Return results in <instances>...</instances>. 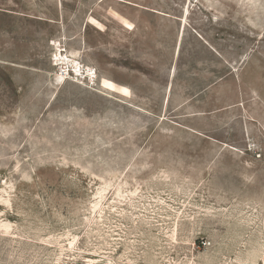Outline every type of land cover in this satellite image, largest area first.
<instances>
[{
  "label": "rangeland",
  "instance_id": "374dc122",
  "mask_svg": "<svg viewBox=\"0 0 264 264\" xmlns=\"http://www.w3.org/2000/svg\"><path fill=\"white\" fill-rule=\"evenodd\" d=\"M0 264H264V0H0Z\"/></svg>",
  "mask_w": 264,
  "mask_h": 264
},
{
  "label": "bare ground",
  "instance_id": "6f19581e",
  "mask_svg": "<svg viewBox=\"0 0 264 264\" xmlns=\"http://www.w3.org/2000/svg\"><path fill=\"white\" fill-rule=\"evenodd\" d=\"M75 72V71H74Z\"/></svg>",
  "mask_w": 264,
  "mask_h": 264
}]
</instances>
